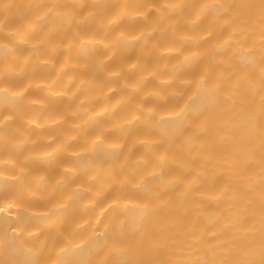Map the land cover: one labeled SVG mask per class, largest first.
<instances>
[{
    "label": "bare ground",
    "instance_id": "bare-ground-1",
    "mask_svg": "<svg viewBox=\"0 0 264 264\" xmlns=\"http://www.w3.org/2000/svg\"><path fill=\"white\" fill-rule=\"evenodd\" d=\"M0 264H264V0H0Z\"/></svg>",
    "mask_w": 264,
    "mask_h": 264
},
{
    "label": "clouds",
    "instance_id": "clouds-1",
    "mask_svg": "<svg viewBox=\"0 0 264 264\" xmlns=\"http://www.w3.org/2000/svg\"><path fill=\"white\" fill-rule=\"evenodd\" d=\"M178 6H169L167 7V9L169 11L177 8ZM153 9H155L156 11H160V9L158 8H155V5H149L147 9L143 10V11H131V12H121L119 14H117L116 16H114L113 18L109 19L107 21V26L108 27H111L112 25L118 23L119 21L121 20H128V21H135L137 19H145L148 15V12L149 11H152ZM155 29H152V31H154ZM15 32L16 30H12L11 32H9V35H15ZM123 35V33L121 34ZM136 37H133V39H135ZM46 39V38H45ZM45 39H41L39 41H35V42H31V41H27V40H21L20 43L21 45H24V46H27L29 47L30 49L32 50H37L41 44H43L45 42ZM183 41L184 42H194L195 40V37L193 36H184L183 38ZM87 43H90V44H95L97 42L95 41H88ZM68 47H71V45H69ZM61 48V45L57 44L55 45L53 48H52V55L53 57H55V55L57 54V52L60 50ZM185 59H187V57H185ZM42 64H47L49 66H53V59L50 58L48 60H45V61H42ZM70 66V64H68L67 62L64 63L63 65H61L59 68L56 69V74L55 76L49 80V81H46V82H41L39 84H37L36 86L37 87H43L45 89H48L49 90V93L48 95L52 98V99H56V98H59V97H62V96H68L69 98H71V96L75 95V92H72V93H69L67 91V84L65 86L64 89L62 90H59V91H51V88H52V84L55 83V81L57 79L60 78V76L63 74V72L65 71L66 68H68ZM155 75L154 73H148L147 75H140L138 78H137V81L133 84H128L127 82H125L123 84L124 87H127L129 89H131L132 91H137L139 89V85L145 80L147 79L149 76H153ZM72 82V78L69 77L68 78V81L67 83L68 84H71ZM161 84H167L169 83V80L168 79H161ZM116 89H109L107 92L104 93V95H108L111 91H115ZM18 95H22V93H18ZM147 96H159L161 98H163L161 96V94L157 91H150V92H146L144 93V97H147ZM129 99L128 96H121V98L119 100L116 101V104L112 105L111 107H104V108H101L99 111L95 112V113H92L89 117H88V121L86 123H93L95 122L96 120H98L100 117L102 116H110L112 114V112L115 111V108L122 102H125ZM27 103L30 105V106H35V107H38V108H45L48 104V100L46 99H41V98H33V99H29L27 101ZM137 108L141 109V110H144L143 109V104H138L137 105ZM79 111V109H77ZM150 111V109L148 110ZM75 114V113H73ZM65 119V116H60L58 117L57 119L55 120H52L49 122V126H54V125H58L60 123H62ZM140 119V116L137 115V114H133L131 115L128 119L122 121V122H117L115 125H114V130L117 131V132H120L121 134H124L126 132V130L128 128H130L132 125H134L135 123H137V121ZM28 124L29 126H34L36 128H40V127H43L44 125H42L41 123L38 122L37 119L33 118V119H30L28 121ZM139 143H147V141L145 140H142V141H139ZM48 156H51L52 153L49 152L47 153Z\"/></svg>",
    "mask_w": 264,
    "mask_h": 264
}]
</instances>
